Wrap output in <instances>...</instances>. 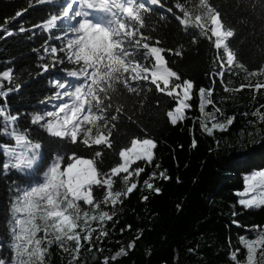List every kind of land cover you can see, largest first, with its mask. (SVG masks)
I'll use <instances>...</instances> for the list:
<instances>
[{"label":"snow or ice","instance_id":"6c2138e0","mask_svg":"<svg viewBox=\"0 0 264 264\" xmlns=\"http://www.w3.org/2000/svg\"><path fill=\"white\" fill-rule=\"evenodd\" d=\"M34 3H49L55 7L56 11L33 27L42 28L60 41L59 46L45 42L44 51L49 54L51 63H44L41 68L48 72L58 64L65 67L60 69L62 76L49 81L54 91L41 101L51 105V109L31 114V124L43 129L48 137L58 138L59 150L42 151L40 139L22 125L19 112L0 106L3 133L12 141L0 143V151L6 157L3 169H14L28 178L26 186L17 188V195L10 204V255L0 256V264H47L53 244L68 254V264H76L82 249L105 251V238L110 231L108 222L113 223L114 230L118 223L114 220L117 206L123 205L137 189L139 178L145 173V167L139 162L152 164L157 142L147 136L131 138L130 143L116 153L118 162L107 170L100 166L104 163L103 149L93 146L113 148L116 122L122 115L132 120L124 107L127 96L139 97L144 91L142 82L154 85L158 92L175 102L166 113L172 125L187 118L193 107L190 101L195 85L193 80L174 70L164 55L169 52L182 56V51L161 47V41L158 38L153 41L150 31H142L146 28L147 14L153 11L151 6L162 7L161 0H34ZM174 7L181 13L176 19L185 29L198 28L200 35L212 42L216 49L213 63L218 68L210 75L221 78L224 92L237 93L247 87L254 89L252 99L255 100V94L264 89V80L259 79L264 77V63L250 71L237 59L228 42L234 30L226 27L220 11L209 0H198L194 5H190V0H175ZM26 10L17 11L16 17ZM18 31L27 29L20 26ZM0 32L7 36L14 34L7 27H0ZM235 69L243 70L247 84L229 87L224 83L226 73L229 78L239 74ZM253 78H256L255 83ZM3 81L15 82L10 69L0 73V97L7 98L8 93L19 91L18 83L14 88L5 89ZM197 91L202 131L209 137L217 131H227L234 117L217 118V113L223 116V110L213 99L214 89L199 87ZM140 103L142 107V101ZM209 105L213 111L205 110ZM261 109L264 104L251 112L255 119L248 121L256 134L264 130L260 127L264 125ZM253 134L247 133L250 137ZM64 141L92 149V155L85 157L75 150L64 151L60 148ZM216 146L219 147V141ZM191 147H196L195 139ZM117 178L122 184L120 188L114 187ZM156 178L171 179L166 170L158 174L153 171L143 180V187L160 193L161 188L152 182ZM236 195L242 209H264V168L245 174L243 190ZM141 199L147 201L148 196ZM233 223L239 226L238 221ZM244 227L248 234L239 237L241 247L232 251V264H264V224ZM130 229L129 224L119 231L123 234ZM137 231L142 234V230ZM139 238L138 234L126 246L116 241L121 246L111 256H102L100 264H115L118 258L134 249Z\"/></svg>","mask_w":264,"mask_h":264},{"label":"trees","instance_id":"16d2710c","mask_svg":"<svg viewBox=\"0 0 264 264\" xmlns=\"http://www.w3.org/2000/svg\"><path fill=\"white\" fill-rule=\"evenodd\" d=\"M209 2L220 11L226 27L234 30V36L228 42L237 59L250 71L258 69L264 63V0ZM174 3L175 0H161L162 7L151 6L153 11L147 14L146 28L142 31H150L153 41L158 38L161 41L159 46L182 51V56L169 52L164 55L174 70L194 81L193 99L190 101L193 107L184 121L172 125L166 113L175 102L158 92L154 85L142 82L144 91L139 97L127 96L124 107L132 120L122 115L116 122L113 148L93 146L103 149L104 163L100 166L107 170L118 162L116 153L133 137L147 136L157 142L154 160L150 165L139 162L145 167V173L141 174L137 189L123 205L117 206L114 220L118 223L114 230L113 223L108 222L110 231L105 238V251L82 249L76 264H100L102 256L113 254L121 246L116 241L126 246L138 234L140 238L134 249L118 258L115 264H232V251L241 247L239 237L248 234L244 226L264 224V209L244 210L236 195L243 190L245 174L264 168V130L256 134L248 124L249 120L255 119L251 112L264 104V89L255 94V100L252 99L254 89L247 87L237 93L224 92L221 78L210 75L218 68L213 63L216 49L211 41L200 35L198 28L185 29L180 24L176 16L181 13ZM197 3L198 0H190V5ZM29 5L30 0H0V27H7L14 33L7 36L0 32V73L10 69L15 81L12 84L3 81V86L6 89L14 88L17 83L20 85L19 91L8 93L7 98L0 97V106L8 107L13 113L19 112L22 125L32 130V135L43 145L42 151L47 152L59 150L58 138H50L43 129L32 125L31 114L47 108L48 104L41 101L54 91L49 81L62 76L60 69L65 65L58 64L48 72L42 70V64L51 63L49 54L44 51L45 42L59 46L60 41L33 25L41 24L56 9L49 3L35 4L34 0L32 6ZM168 8L172 11L169 12ZM24 9L27 10L16 17V12ZM20 26L27 31L19 32ZM235 71L239 74L231 78L225 74L224 83L229 87L247 84L243 70ZM259 79L264 80V77ZM252 82L255 83L256 78ZM199 87L214 89L213 99L223 110V116L216 114L218 119L234 117L227 131H217L209 137L200 128ZM222 97L229 98L222 100ZM205 110L213 111L211 105ZM245 112L249 115H244ZM260 127L264 129V125ZM248 132L254 134L250 137ZM193 139L196 140L195 148L191 147ZM216 141H219V147ZM0 143H12L4 135L2 124ZM60 148L75 150L85 157L92 155V149L67 141L60 143ZM5 161L6 157L0 151V256L7 257L10 255V204L17 195V188L26 186L28 178L14 169L4 170ZM156 164L159 168L155 167ZM163 170L171 179L156 178L152 181L154 186L161 188L160 193L143 187V180L149 173L155 171L158 174ZM114 187H122L119 178ZM142 196H148L147 201L141 199ZM234 220L239 222V226L233 223ZM129 224L131 229L121 234L119 230ZM137 230H142V234ZM46 259L47 264H68L69 256L53 244Z\"/></svg>","mask_w":264,"mask_h":264},{"label":"rangeland","instance_id":"374dc122","mask_svg":"<svg viewBox=\"0 0 264 264\" xmlns=\"http://www.w3.org/2000/svg\"><path fill=\"white\" fill-rule=\"evenodd\" d=\"M4 82L9 83L8 81H4ZM47 109H51V105L48 104V105H47ZM111 255H112V253H109V254H108V256H111Z\"/></svg>","mask_w":264,"mask_h":264}]
</instances>
